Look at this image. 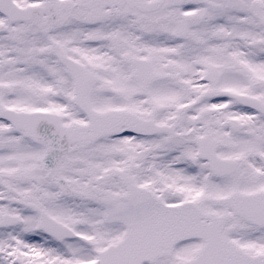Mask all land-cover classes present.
I'll return each instance as SVG.
<instances>
[{"label":"snow or ice","instance_id":"1","mask_svg":"<svg viewBox=\"0 0 264 264\" xmlns=\"http://www.w3.org/2000/svg\"><path fill=\"white\" fill-rule=\"evenodd\" d=\"M0 264H264V0H0Z\"/></svg>","mask_w":264,"mask_h":264}]
</instances>
